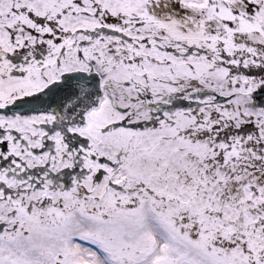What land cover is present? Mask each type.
Instances as JSON below:
<instances>
[{
    "label": "snow or ice",
    "instance_id": "1",
    "mask_svg": "<svg viewBox=\"0 0 264 264\" xmlns=\"http://www.w3.org/2000/svg\"><path fill=\"white\" fill-rule=\"evenodd\" d=\"M0 264H264V0H0Z\"/></svg>",
    "mask_w": 264,
    "mask_h": 264
}]
</instances>
